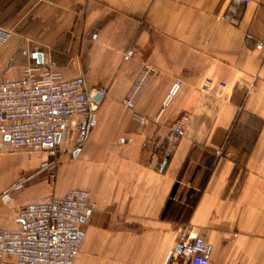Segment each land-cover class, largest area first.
I'll list each match as a JSON object with an SVG mask.
<instances>
[{
    "label": "crops",
    "instance_id": "0c3cea01",
    "mask_svg": "<svg viewBox=\"0 0 264 264\" xmlns=\"http://www.w3.org/2000/svg\"><path fill=\"white\" fill-rule=\"evenodd\" d=\"M232 2L0 0V26L13 32L0 79L51 66L100 94L91 123L62 130L54 158L0 138V228H18L30 202L81 188L97 208L80 226L76 264H174L189 234L210 243V264H264V0L240 4L239 26L224 18ZM183 115L186 133L170 145Z\"/></svg>",
    "mask_w": 264,
    "mask_h": 264
},
{
    "label": "built area",
    "instance_id": "2783aa9c",
    "mask_svg": "<svg viewBox=\"0 0 264 264\" xmlns=\"http://www.w3.org/2000/svg\"><path fill=\"white\" fill-rule=\"evenodd\" d=\"M251 0H233L224 14L234 26L241 23L240 4ZM13 35L0 26V47ZM253 39L251 33L246 35ZM263 45V42H259ZM146 68L129 90L125 105L134 109L144 87L152 77ZM177 80L167 99L173 98L182 86ZM225 86V85H224ZM107 88L102 92L107 93ZM95 107L83 76L66 78L51 66H28L21 77L0 79V138H6L13 149L57 153V136L62 130H80L92 122ZM142 124L149 119L137 114ZM189 117L183 115L168 135L170 145L183 137ZM97 202L90 191L70 188L63 195H47L18 210L19 227L0 228V264H76L83 246L80 226ZM174 264H210V243L202 236H185ZM15 256V262H7Z\"/></svg>",
    "mask_w": 264,
    "mask_h": 264
},
{
    "label": "trees",
    "instance_id": "16d2710c",
    "mask_svg": "<svg viewBox=\"0 0 264 264\" xmlns=\"http://www.w3.org/2000/svg\"><path fill=\"white\" fill-rule=\"evenodd\" d=\"M236 123H237V120H236V122H234V127H235ZM259 130H260V127L258 128V131H256V133H255L254 140H256V137H257V134H258ZM249 152H250V149H248V154H249ZM177 187H178V184L176 183V184L174 185L173 189H172V192H171L170 198L168 199V201H167V203H166V206H165V208H164V211H163V213H162V217H163V218L167 217V212H168L169 208H170L171 205H172V202H173L172 197L175 195V193H176V191H177Z\"/></svg>",
    "mask_w": 264,
    "mask_h": 264
},
{
    "label": "water",
    "instance_id": "95a60500",
    "mask_svg": "<svg viewBox=\"0 0 264 264\" xmlns=\"http://www.w3.org/2000/svg\"><path fill=\"white\" fill-rule=\"evenodd\" d=\"M38 57H39V61L42 62V55H39ZM98 96H100V94H99V95H96V96L93 98V100H94V101H97V97H98ZM59 139H60V134H58V136H57V140H58V141H59ZM168 158H169V155L167 156V159H166L164 165H166ZM179 249H180V247L177 248V251H179ZM166 264H168V262H167Z\"/></svg>",
    "mask_w": 264,
    "mask_h": 264
},
{
    "label": "rangeland",
    "instance_id": "374dc122",
    "mask_svg": "<svg viewBox=\"0 0 264 264\" xmlns=\"http://www.w3.org/2000/svg\"><path fill=\"white\" fill-rule=\"evenodd\" d=\"M40 153H45V152H40ZM49 157L50 158H54V157H56V156H51V155H49ZM55 167H56V163L51 167V169H50V175H52L54 172H55ZM172 217H177V216H173V215H171Z\"/></svg>",
    "mask_w": 264,
    "mask_h": 264
}]
</instances>
